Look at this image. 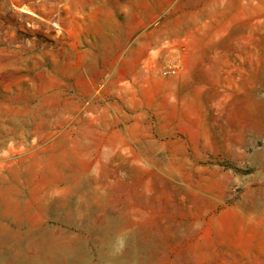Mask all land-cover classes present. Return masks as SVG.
Masks as SVG:
<instances>
[{
	"label": "rangeland",
	"instance_id": "obj_1",
	"mask_svg": "<svg viewBox=\"0 0 264 264\" xmlns=\"http://www.w3.org/2000/svg\"><path fill=\"white\" fill-rule=\"evenodd\" d=\"M156 5L109 87L0 0V264H264V0Z\"/></svg>",
	"mask_w": 264,
	"mask_h": 264
},
{
	"label": "crops",
	"instance_id": "obj_2",
	"mask_svg": "<svg viewBox=\"0 0 264 264\" xmlns=\"http://www.w3.org/2000/svg\"><path fill=\"white\" fill-rule=\"evenodd\" d=\"M37 4L44 16L53 17L51 24L58 32V43L68 50L67 57H82L92 66H105L107 70L97 67L92 74L108 71L106 80L109 87L117 84L125 64H139L149 59L150 55L139 54L140 49L157 46L154 38L155 17L159 11L156 0H37ZM141 30L146 32L147 40L140 35ZM199 47L213 52L207 57V52H199V65L194 72L198 75L210 73L211 69L206 64L220 60L219 50L223 47L213 39L199 42ZM224 61L229 63L227 58ZM92 74L86 75L96 80L98 77ZM183 111V105H179L177 112L181 114Z\"/></svg>",
	"mask_w": 264,
	"mask_h": 264
},
{
	"label": "built area",
	"instance_id": "obj_3",
	"mask_svg": "<svg viewBox=\"0 0 264 264\" xmlns=\"http://www.w3.org/2000/svg\"><path fill=\"white\" fill-rule=\"evenodd\" d=\"M163 72H164V73L174 74V73H176V68H175V67H171V66H169V67H168L167 69H165Z\"/></svg>",
	"mask_w": 264,
	"mask_h": 264
},
{
	"label": "bare ground",
	"instance_id": "obj_4",
	"mask_svg": "<svg viewBox=\"0 0 264 264\" xmlns=\"http://www.w3.org/2000/svg\"><path fill=\"white\" fill-rule=\"evenodd\" d=\"M108 233H109V232H108ZM4 253H5V251H4ZM4 253H3V255H4ZM5 254H6V253H5ZM5 256H7V255H5ZM22 257H23V256H22ZM24 257H25V256H24ZM26 257H27V256H26ZM10 258H11V255H10ZM35 258H36V257H35ZM13 259H14V258H13ZM24 259H25V258H24ZM33 259H34V258H33ZM7 260H8V259H7ZM7 260H6V261H7ZM46 261H48V260H46ZM46 261H45V263H46ZM18 262H19V261H18ZM20 262H21V261H20ZM27 262H29V261H27ZM27 262H26V263H27ZM49 262H50V261H49ZM61 262H62V261H61ZM13 263H15V262L13 261ZM21 263H22V262H21ZM26 263H25V264H26ZM34 263H35V262H34ZM34 263H33V264H34ZM50 263H51V262H50ZM4 264H5V263H4ZM19 264H20V263H19ZM48 264H49V263H48ZM51 264H52V263H51ZM53 264H55V262H54Z\"/></svg>",
	"mask_w": 264,
	"mask_h": 264
}]
</instances>
